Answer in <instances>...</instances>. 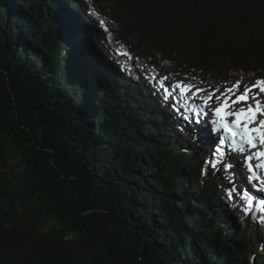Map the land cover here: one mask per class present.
<instances>
[{
	"label": "trees",
	"instance_id": "trees-1",
	"mask_svg": "<svg viewBox=\"0 0 264 264\" xmlns=\"http://www.w3.org/2000/svg\"><path fill=\"white\" fill-rule=\"evenodd\" d=\"M144 67L264 78V0H0V264H264V225Z\"/></svg>",
	"mask_w": 264,
	"mask_h": 264
},
{
	"label": "snow or ice",
	"instance_id": "snow-or-ice-1",
	"mask_svg": "<svg viewBox=\"0 0 264 264\" xmlns=\"http://www.w3.org/2000/svg\"><path fill=\"white\" fill-rule=\"evenodd\" d=\"M91 14L97 15L95 12ZM99 23L105 25L107 32V22L100 20ZM120 55L129 61L139 60L127 50ZM129 67L122 65L125 71ZM143 71L156 92L162 93V99L170 102L174 113L196 127L202 141L211 139L214 142L215 162L206 163L213 170L222 168L227 174L225 179L231 176L232 182L235 180L232 170L242 167L247 182H257L253 186L257 191L264 192V187H260L264 185V78L249 84L241 77L232 84L225 81L221 88L211 84L204 86L206 82H197V77L172 80L167 75H160L154 68L144 67ZM229 153L241 154L242 161L233 160ZM237 192V188H229L226 196L231 201L236 198ZM239 199L243 202V214H251L253 221L264 225V199L254 204L256 197L247 191Z\"/></svg>",
	"mask_w": 264,
	"mask_h": 264
},
{
	"label": "bare ground",
	"instance_id": "bare-ground-1",
	"mask_svg": "<svg viewBox=\"0 0 264 264\" xmlns=\"http://www.w3.org/2000/svg\"><path fill=\"white\" fill-rule=\"evenodd\" d=\"M208 141V140H206ZM235 171V180L238 182L239 185H241L245 191L249 192L252 196L255 195L254 197H256L254 204L258 202L257 197H259V192L257 190L253 189L252 185H246L245 183H243V172H242V167H236L233 169Z\"/></svg>",
	"mask_w": 264,
	"mask_h": 264
},
{
	"label": "rangeland",
	"instance_id": "rangeland-1",
	"mask_svg": "<svg viewBox=\"0 0 264 264\" xmlns=\"http://www.w3.org/2000/svg\"><path fill=\"white\" fill-rule=\"evenodd\" d=\"M102 10L106 13V14H108V15H110L111 13H110V11L107 9V6L105 5V4H102ZM231 74H229V76H230ZM207 143H209L210 145H214V142L211 140V139H209L208 140V142ZM230 156H231V158L233 159V160H237V161H242V157H236V155L235 154H229ZM19 160V159H18ZM233 172H235L234 170H232ZM242 172H243V175L245 174L244 173V170L242 169ZM244 178V177H243ZM236 179V178H235ZM244 180V179H243ZM237 183V182H236ZM248 183V182H247ZM264 251H262V253H263Z\"/></svg>",
	"mask_w": 264,
	"mask_h": 264
}]
</instances>
